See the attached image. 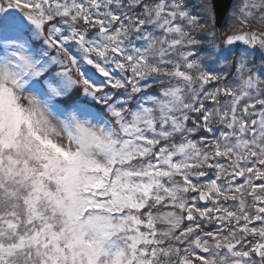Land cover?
<instances>
[{
    "label": "snow or ice",
    "instance_id": "1",
    "mask_svg": "<svg viewBox=\"0 0 264 264\" xmlns=\"http://www.w3.org/2000/svg\"><path fill=\"white\" fill-rule=\"evenodd\" d=\"M0 264H264V0H0Z\"/></svg>",
    "mask_w": 264,
    "mask_h": 264
}]
</instances>
